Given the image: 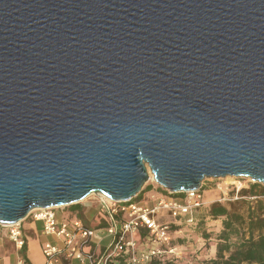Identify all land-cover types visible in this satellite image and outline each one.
Masks as SVG:
<instances>
[{
    "label": "water",
    "instance_id": "1",
    "mask_svg": "<svg viewBox=\"0 0 264 264\" xmlns=\"http://www.w3.org/2000/svg\"><path fill=\"white\" fill-rule=\"evenodd\" d=\"M227 178L264 186V0H0V225Z\"/></svg>",
    "mask_w": 264,
    "mask_h": 264
},
{
    "label": "built area",
    "instance_id": "2",
    "mask_svg": "<svg viewBox=\"0 0 264 264\" xmlns=\"http://www.w3.org/2000/svg\"><path fill=\"white\" fill-rule=\"evenodd\" d=\"M229 179H218L219 183L215 185L220 203L258 199L241 196L244 190L250 189V179ZM181 195L184 196H158L150 191V205L134 199L114 201L103 195L91 196L98 213L105 219V226L101 228L106 229L109 238L107 246L99 253L86 251L88 243L98 237V228L85 224L78 212L59 220L57 210L61 208L37 209L28 217L42 224L45 235L57 239V242H48L43 249L45 264H61L64 260H75L80 264H154L156 260L179 263L183 261V252L173 245V225L196 226V214L205 206L202 189ZM165 216L172 220L163 221ZM6 227L15 246L23 249L26 238L22 221Z\"/></svg>",
    "mask_w": 264,
    "mask_h": 264
},
{
    "label": "trees",
    "instance_id": "3",
    "mask_svg": "<svg viewBox=\"0 0 264 264\" xmlns=\"http://www.w3.org/2000/svg\"><path fill=\"white\" fill-rule=\"evenodd\" d=\"M136 198L135 201L141 202L144 192ZM164 194L169 195V192L163 189ZM184 196V195H176ZM242 197H250L258 199L251 200L239 199L230 202L232 206L239 203L251 204L249 206L248 218H244L234 211L222 204L212 205L209 215L213 218L224 217L222 223V231L218 235V244L215 257H206L204 253L201 255L190 254L189 264H264V214L262 210V203L264 200V186L252 184L249 190H244ZM262 197V198H261ZM256 203L255 205L253 203ZM71 210L78 211L79 217L83 219L84 213L81 211L79 204L68 207ZM105 226V225H103ZM200 226V225H198ZM257 233V235H256ZM196 235V233H195ZM210 244L206 245L209 246ZM205 249L204 247L201 248ZM123 264V263H118ZM154 264H178L172 262L162 263L158 260Z\"/></svg>",
    "mask_w": 264,
    "mask_h": 264
},
{
    "label": "rangeland",
    "instance_id": "4",
    "mask_svg": "<svg viewBox=\"0 0 264 264\" xmlns=\"http://www.w3.org/2000/svg\"><path fill=\"white\" fill-rule=\"evenodd\" d=\"M230 180L229 178H227ZM226 179V180H227ZM219 183L217 180H206L204 182L202 190H204L205 195V206L202 208L198 213L197 216V225L196 226H188V225H173V245L179 246L181 251L183 252V261H180L178 264H189L187 261L192 260L190 259V254L193 255H201L204 253L206 257H215V253L217 251V244H218V235L222 231V223L224 217H220L218 219L213 218L209 215L210 209L214 204H222L227 206L230 211H234L241 215L244 218H248L249 213V206L251 204L239 203L235 206H232L230 203H220L218 201L217 192L215 191V185ZM251 186L254 184L253 182H248ZM146 186L148 187L147 190L144 192L142 196V202L145 204L150 205L151 201L148 199V192L154 191L157 193L158 196L164 194L163 188L156 184L153 180L149 181ZM145 186V187H146ZM263 186V185H262ZM249 203H252L251 200H247ZM255 201V200H254ZM93 199L87 198L85 201L79 203L80 206L84 207V205H88L89 207L92 205ZM256 204L255 202L253 203ZM262 210L261 213L264 214V200L262 203ZM70 215L74 214L76 211H68ZM63 212L58 211V215L62 216ZM172 220L171 218L165 216L163 221ZM92 227L96 228L99 226V220L92 221ZM200 225V226H198ZM105 228H98L96 230V234L99 235L101 232H105ZM196 233V235H195ZM264 233V231H263ZM257 235V233H256ZM210 244L206 247V245ZM204 247L205 249H201Z\"/></svg>",
    "mask_w": 264,
    "mask_h": 264
},
{
    "label": "crops",
    "instance_id": "5",
    "mask_svg": "<svg viewBox=\"0 0 264 264\" xmlns=\"http://www.w3.org/2000/svg\"><path fill=\"white\" fill-rule=\"evenodd\" d=\"M149 193V192H148ZM62 211V216L57 214L59 220L65 217L73 216L70 215L68 211H74L66 208H61L57 210ZM81 211L84 213L83 221L89 227H92L93 219L99 220V226L96 228H101L105 225V219L98 213L95 203L89 207L88 205L81 206ZM22 228L26 238V244L23 249H18L10 238L9 228L0 225V264H45V257L43 254V249L48 242H57V239L43 232L42 224L35 222L32 218L27 217L22 221ZM109 242V238L106 236L105 232L99 233L98 237L88 243L86 251L96 252L104 250ZM61 264H80L75 260H64Z\"/></svg>",
    "mask_w": 264,
    "mask_h": 264
},
{
    "label": "bare ground",
    "instance_id": "6",
    "mask_svg": "<svg viewBox=\"0 0 264 264\" xmlns=\"http://www.w3.org/2000/svg\"><path fill=\"white\" fill-rule=\"evenodd\" d=\"M90 197H91V196H90ZM90 197H89V198H90Z\"/></svg>",
    "mask_w": 264,
    "mask_h": 264
}]
</instances>
